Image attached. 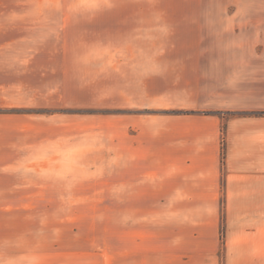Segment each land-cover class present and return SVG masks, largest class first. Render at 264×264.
I'll return each mask as SVG.
<instances>
[{
    "label": "rangeland",
    "instance_id": "1",
    "mask_svg": "<svg viewBox=\"0 0 264 264\" xmlns=\"http://www.w3.org/2000/svg\"><path fill=\"white\" fill-rule=\"evenodd\" d=\"M0 32L19 44L0 68H36L35 96L0 111L50 130L49 179L62 197L4 202L5 224L27 226L68 256L142 246L149 258L174 257L175 201H125V183L170 171L155 168L165 120L192 111L161 95L173 80L149 75L141 96L125 73L264 68V0H0ZM225 237L221 202L220 264Z\"/></svg>",
    "mask_w": 264,
    "mask_h": 264
},
{
    "label": "crops",
    "instance_id": "2",
    "mask_svg": "<svg viewBox=\"0 0 264 264\" xmlns=\"http://www.w3.org/2000/svg\"><path fill=\"white\" fill-rule=\"evenodd\" d=\"M5 37L0 32V67L19 49L17 39ZM127 69L125 79L139 84L141 96L149 78L173 80L177 86L161 95L192 111L165 120L155 168L170 171L157 172L154 182L125 183V201H175V256L149 258L142 246L123 256H68L27 226L5 224L4 202L62 197L53 196L59 194L49 179L50 130L37 128L30 114L0 111V264H220L221 202L225 264H264V114L239 115L264 113V68ZM35 80L36 68H0V108L35 96Z\"/></svg>",
    "mask_w": 264,
    "mask_h": 264
},
{
    "label": "trees",
    "instance_id": "3",
    "mask_svg": "<svg viewBox=\"0 0 264 264\" xmlns=\"http://www.w3.org/2000/svg\"><path fill=\"white\" fill-rule=\"evenodd\" d=\"M264 113L262 112H255V113H240L239 115H242V116H246V115H263ZM225 130H226V125H223V128H222V131H223V140H222V163L224 165L225 163V155H226V152H225Z\"/></svg>",
    "mask_w": 264,
    "mask_h": 264
}]
</instances>
